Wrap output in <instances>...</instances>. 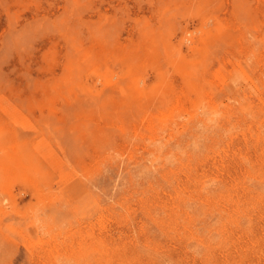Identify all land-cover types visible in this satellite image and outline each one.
Instances as JSON below:
<instances>
[{"label": "rangeland", "instance_id": "374dc122", "mask_svg": "<svg viewBox=\"0 0 264 264\" xmlns=\"http://www.w3.org/2000/svg\"><path fill=\"white\" fill-rule=\"evenodd\" d=\"M0 264H264V0H0Z\"/></svg>", "mask_w": 264, "mask_h": 264}, {"label": "bare ground", "instance_id": "6f19581e", "mask_svg": "<svg viewBox=\"0 0 264 264\" xmlns=\"http://www.w3.org/2000/svg\"><path fill=\"white\" fill-rule=\"evenodd\" d=\"M84 9V8H83ZM79 37V36H78ZM51 51V50H50ZM52 86V85H51ZM88 103V102H87ZM192 117V116H191ZM197 117V116H196ZM151 138V137H150ZM197 178V177H196Z\"/></svg>", "mask_w": 264, "mask_h": 264}]
</instances>
